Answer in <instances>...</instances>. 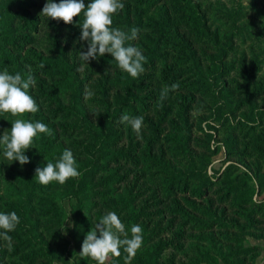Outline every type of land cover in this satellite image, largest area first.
Wrapping results in <instances>:
<instances>
[{
    "label": "trees",
    "instance_id": "obj_1",
    "mask_svg": "<svg viewBox=\"0 0 264 264\" xmlns=\"http://www.w3.org/2000/svg\"><path fill=\"white\" fill-rule=\"evenodd\" d=\"M46 2L0 0L3 47L19 53L2 64L13 61L25 78L31 66L36 83L28 91L41 115L63 121L54 132L79 137L67 149L81 175L40 187L29 149L30 163L21 167L0 148V178L20 192L16 200L0 196V213L20 217L9 233L12 250L0 239V264H96L77 248L108 212L125 228H142L141 248L149 250L130 264H256L264 252L250 242L264 243V200L254 199L264 193V108L256 103L263 89L254 84L256 67L233 58L235 28L213 31L202 0H121L112 26L138 28L129 43L147 61L133 79L110 54L82 62L83 13L66 25L40 15ZM146 5L160 7L161 19L145 18ZM260 29L264 38V18ZM175 83L178 90L161 101V90ZM86 90L94 96L85 99ZM123 114L143 117L139 137L120 123ZM55 134L42 147L51 149ZM221 146L230 164L210 177ZM53 190L69 201L68 215L37 196ZM112 193L124 200H103ZM126 255L121 250L106 264H125Z\"/></svg>",
    "mask_w": 264,
    "mask_h": 264
},
{
    "label": "clouds",
    "instance_id": "obj_2",
    "mask_svg": "<svg viewBox=\"0 0 264 264\" xmlns=\"http://www.w3.org/2000/svg\"><path fill=\"white\" fill-rule=\"evenodd\" d=\"M123 8L121 0H91L87 6L84 0H60L59 3L47 0L40 15L69 25L74 23V17L83 13L84 20L82 24L78 23L81 34L77 42H87V48L86 51L79 52L80 60L88 64L89 61L110 54L123 72L137 79L144 72V64L147 61L142 51L129 42L138 38L140 30L132 27L125 31L112 26L113 15ZM39 67L43 68L44 65L40 64ZM35 83L31 66L26 78L19 72L10 74L7 69L0 72V113L23 117L27 113L38 112L37 103L28 91ZM178 88V83L170 87L165 86L161 90L160 100L167 99L169 93ZM92 96L94 93L86 90L85 99ZM120 123L130 125L137 136H140L143 117L123 114ZM11 124V129H5L0 135V147L5 159L11 163L18 161L23 167L30 163V158L25 152L32 148L34 139L38 134L51 135V130L42 122L33 123L22 118L15 119ZM80 175L72 151L65 149L55 163L49 161L46 166L37 167L34 178L44 186L53 181L64 185L69 179L78 178ZM19 223L20 217L16 212L0 213V239L7 242L9 251L12 250V237L9 233L13 232ZM130 233L131 235L115 212H108L95 228L86 234L79 255L82 258H90L96 264H106L111 257H120L123 250L127 254L124 257L125 264H130L143 244L142 228L139 225L131 226Z\"/></svg>",
    "mask_w": 264,
    "mask_h": 264
},
{
    "label": "rangeland",
    "instance_id": "obj_3",
    "mask_svg": "<svg viewBox=\"0 0 264 264\" xmlns=\"http://www.w3.org/2000/svg\"><path fill=\"white\" fill-rule=\"evenodd\" d=\"M262 4L257 0H202V8L207 14L208 23L213 31H217L220 35L229 32L230 27L235 28V52L233 58L237 61L241 59L245 60L247 65H254L256 67L255 81L256 87L262 88L263 93L256 98V103L259 107L264 108V38H260V21L264 18V8ZM146 11L145 18L160 20L162 16V9L157 5L150 7H144ZM6 23L3 15L0 14V72L7 69L10 74H15L18 72V65L14 64L13 61L6 62L2 64L6 58H10L18 55L19 53L7 54L8 51L3 47V43L6 40ZM11 60V59H10ZM65 89V87H64ZM64 92H69V90H63ZM30 94V93H29ZM33 97V94H30ZM34 99V97H33ZM37 106L39 102H36ZM39 108V107H38ZM22 118L35 123L36 121L42 122L48 126L51 130V135L56 136L58 131L52 129L53 124L62 123L63 121L58 120H46L41 113L38 111L35 114L27 113L23 117H13L10 113H0V132L1 135L5 129L10 130L12 127V122L17 119ZM264 125V123H263ZM59 135V136H58ZM54 141V145L51 149L48 146H43L45 143L46 134H38L34 139L32 148L29 150L36 157V166H41L47 162L55 163L56 160L62 155L63 151L67 149V144L72 139H78L77 135L72 137L64 133H59ZM48 138V137H47ZM213 145V143H212ZM214 146V145H213ZM2 148V147H0ZM225 157V149L221 146L220 153L213 158L212 164L208 167L207 173L210 177H213L215 172L223 171L230 162L225 163L223 161ZM38 186L42 187L40 183ZM20 195L19 190L10 184L7 179L0 178V196L7 198L8 200H16ZM37 196H47L52 199L60 210L64 211L67 215L69 212V201L64 198L62 191H49L46 193H37ZM124 200L121 193H112L107 195L103 200ZM255 200H264V193L256 195ZM70 225V221L68 222ZM131 228L126 230L130 233ZM91 229H89L90 231ZM88 231V232H89ZM251 244H260L264 247V243L258 242L250 239ZM83 243V241H82ZM77 248L80 253L81 245ZM73 248V245L71 246ZM149 249L141 248L137 251L134 257H139L145 254ZM111 258L106 262L109 263ZM59 264V263H56ZM222 264V263H219ZM256 264H264V252L258 258Z\"/></svg>",
    "mask_w": 264,
    "mask_h": 264
}]
</instances>
